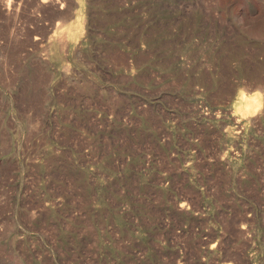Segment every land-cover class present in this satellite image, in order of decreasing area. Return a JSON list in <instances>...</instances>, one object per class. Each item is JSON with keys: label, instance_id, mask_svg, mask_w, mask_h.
Returning <instances> with one entry per match:
<instances>
[{"label": "rangeland", "instance_id": "374dc122", "mask_svg": "<svg viewBox=\"0 0 264 264\" xmlns=\"http://www.w3.org/2000/svg\"><path fill=\"white\" fill-rule=\"evenodd\" d=\"M0 264H264V0H0Z\"/></svg>", "mask_w": 264, "mask_h": 264}, {"label": "bare ground", "instance_id": "6f19581e", "mask_svg": "<svg viewBox=\"0 0 264 264\" xmlns=\"http://www.w3.org/2000/svg\"><path fill=\"white\" fill-rule=\"evenodd\" d=\"M241 97L244 99V96H243V95H242ZM241 100H242V99L240 98V101H239V105H240V106L242 105V103H243V102H244V104L246 103V101H245V100H244V101H242V103H241Z\"/></svg>", "mask_w": 264, "mask_h": 264}, {"label": "crops", "instance_id": "0c3cea01", "mask_svg": "<svg viewBox=\"0 0 264 264\" xmlns=\"http://www.w3.org/2000/svg\"><path fill=\"white\" fill-rule=\"evenodd\" d=\"M239 101H240V99H239Z\"/></svg>", "mask_w": 264, "mask_h": 264}]
</instances>
